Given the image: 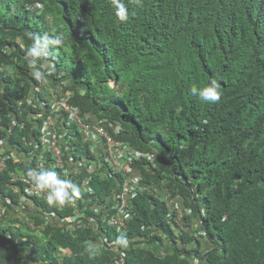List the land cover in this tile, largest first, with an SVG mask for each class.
Masks as SVG:
<instances>
[{
  "label": "trees",
  "instance_id": "16d2710c",
  "mask_svg": "<svg viewBox=\"0 0 264 264\" xmlns=\"http://www.w3.org/2000/svg\"><path fill=\"white\" fill-rule=\"evenodd\" d=\"M125 3L129 20L121 23L111 0H0V67L7 66L0 68V130L8 129L9 113L34 80L25 59L32 36L62 35L49 59L69 80L64 88L83 90L73 104L110 136L117 125L116 141L144 155L133 169L151 193L139 190L128 202L132 216L120 235L103 222L95 231L92 223L69 229L40 223L38 215L33 224H45L39 235L2 226L0 264H110L118 256L102 236L124 264H190L199 242L170 232L168 197L189 208L184 223L196 220L194 231L203 232L208 245L200 264H264V0ZM211 79L220 84L218 102L190 95ZM45 81L50 89L63 87ZM19 120L25 127L15 129L11 144L30 140V125L23 115ZM17 170L7 162L1 193ZM100 172L89 184L97 213L120 182ZM32 199L45 212L56 210ZM86 199L55 212L96 216L83 207ZM155 244L171 248L160 259Z\"/></svg>",
  "mask_w": 264,
  "mask_h": 264
},
{
  "label": "clouds",
  "instance_id": "9594fccd",
  "mask_svg": "<svg viewBox=\"0 0 264 264\" xmlns=\"http://www.w3.org/2000/svg\"><path fill=\"white\" fill-rule=\"evenodd\" d=\"M112 8L114 9V16L117 21L124 23L129 20V8L126 6L125 0H111ZM64 38L62 35H52L45 33L44 35H36L32 36V43L30 46H28L26 50L25 59L28 63V67L30 68L32 75V83L27 88L26 91H23V94L20 98V100L17 101V104L14 106V111L9 113V126L7 130L1 131L0 130V136L2 134L7 133L9 131L7 138V146L5 147V153L4 156H8L7 161L5 162L6 169H7V162L11 161L12 164L19 168L16 172L8 173V180L5 184V188L8 192L3 191V193L0 192V227H13L16 230H19L21 233H25L24 231L27 229L29 232H33L34 235H39V231L41 232L45 228V224H41L40 227L37 225H34L33 223H36L37 221L34 220L36 218L35 216L38 215V220L41 221L40 223H53L57 224V220H63L67 219L71 216H73L75 213H65L62 216H59L55 211L63 212V207L67 205H74L77 201V199L81 196H83V199L88 198L84 201V208L89 206L92 203L91 198H93L91 195H93V191L90 189L89 184L92 180V177L96 174H101V170L104 169V171H108V173H113L114 175L117 174L120 176V182L118 185V189L115 188V193L112 198V202L108 200L106 205L108 207L102 206L103 211L99 209L96 216H100L102 218L100 220L97 219L96 216H85V219L87 220H94L96 217V221L92 223V226L94 227V230H98L99 223H102L106 228L114 230L116 235L122 234L124 231H118L115 227L108 226L104 219V214L109 213V209L114 205L116 202V198L121 192V184L123 183V178L120 174L124 173L126 175H131L134 177H137L139 179L137 190L135 192V196L137 195L138 191L141 192L145 191L146 193H150L148 187L140 184V176L134 171L133 166L138 164V161L143 158V154L135 151L134 149L130 148L125 143L117 142L115 137L119 134L118 133V126L113 125L112 127V136L106 131V128L103 127V125L99 124L100 121L94 120L92 118V122H87V115L86 117L83 116L81 110L78 106L73 104L74 98L82 97L84 95L83 90H72V89H66L68 85V79L64 77L60 69H58V66L56 62L50 61L49 57L52 56L51 48L55 46L56 48H59L63 45ZM7 66H1L0 68H6ZM15 67V66H14ZM16 68V67H15ZM17 69L13 72L12 67L7 69V73L10 74V76H14L15 73H17ZM55 79L58 81H62L61 85L63 87H59L58 90L50 89L46 86L47 81L46 79ZM44 82V83H42ZM21 90V86L19 87ZM220 84L214 80L211 79L209 83L201 88L198 87H191L189 89L190 95L197 97L200 101L204 103H216L221 99V93H220ZM52 101H58L62 103H66L67 106L74 112L76 117L80 119L81 123L85 126H94L99 125L102 126L107 133V135L112 138L116 143H119L120 146H126L129 150L134 151L138 155H140L139 159H133L131 163H127L128 161L119 163L117 167L112 168H121L120 172H114L108 163H105L103 160V155L101 152H98L97 155L101 159V166L94 171L93 173H89L88 166L90 165V161L94 159V152H91L89 149V145L92 143H95L94 141H84L83 137L81 136L80 128L78 124L69 122L68 115L61 113L60 117L58 119V128H55L54 133L51 135L50 141H53L58 144L60 149L62 150V153L64 155L65 160L68 162V164H65L64 167L66 170H68L69 175L66 177V179H63L57 174V172L53 169H47V168H24L22 166H19L17 164L13 163L12 156L13 154H16V152H21L25 149L31 148L32 142L35 141L38 137H36L37 131L32 129L35 125L39 127L41 118H38V115H41L43 111L49 112L50 107L52 105ZM24 116L26 124L30 125V133L29 137L30 140H26L25 138H20V144H11L9 142V137L12 136L15 129L21 130L25 127V124H23L19 119L21 116ZM89 117V116H88ZM15 124V126H12V124ZM1 129V127H0ZM111 129V127H110ZM117 129V132L115 133ZM31 131H34L31 132ZM34 136V138H33ZM24 139V141H22ZM85 161L86 163L83 164V166L86 165V167H81L80 162ZM75 167V172L77 175L75 176L73 174L72 168ZM132 168V169H131ZM5 169V171H6ZM3 171L1 174L5 173ZM102 175V174H101ZM14 176L17 178V180L14 178ZM20 177L27 178V182H29L32 186V189L36 192H39L44 195L46 200V204L49 207H53L56 210L55 211H48L45 212L42 210V208H39L35 203L34 199L35 197H29L25 195L24 188L22 183L19 181ZM109 177V175H108ZM70 179H74L75 183L70 181ZM21 189H20V187ZM0 187H2L0 183ZM119 190V191H117ZM88 194L89 196H87ZM17 195V201L12 202L10 197ZM134 196V197H135ZM133 197V198H134ZM40 198V197H38ZM90 198V200H89ZM25 200L23 203L28 201L30 204L33 205V211L25 210L23 209V203L21 200ZM131 197L128 199L130 202ZM165 201V207L167 210V219H171L167 224L169 225L170 232L177 238L181 234H190L193 239H197L199 242V246H197V249L200 250L197 254L191 252V260L190 264H200L202 260L200 258L204 257L205 253V246L208 245L204 241L205 237L203 236L202 231H194L196 228V220H193V223L188 224L184 223V218L186 216L191 215V211L189 208H186L179 200L178 198L169 199L164 198ZM97 204L94 203L90 205L92 208L96 206ZM61 207V208H57ZM97 207V206H96ZM175 208V209H173ZM75 209V208H74ZM130 209V207H129ZM85 210V209H84ZM84 210L82 211L84 213ZM175 210H180L182 213V217L180 219L181 223V229L179 231H174L175 228V219H176V212ZM131 212V209H130ZM43 213H54L56 215V219L48 220ZM132 214V213H131ZM6 220H10V224L6 222ZM85 223H89L86 221ZM58 225L66 226L69 229L77 228L78 226H82V223L74 224L72 225V228L69 225L58 223ZM194 227V228H193ZM24 230V231H23ZM1 233V232H0ZM102 243H105L106 247L108 249L115 250L116 255L118 256L113 262L110 264H113L119 260V258H122V254L119 250H116L113 242H110L106 237L102 236L101 240ZM195 245V244H194ZM212 247V246H211ZM170 246L168 244H164L162 248H159L158 244H155L154 254L157 255L158 258H163L168 254L170 250ZM191 248L186 247V250L191 251ZM202 249V250H201ZM28 251V250H27ZM67 251V250H65ZM68 252V251H67ZM64 255H69L67 253H63ZM123 259V258H122ZM124 261V259H123ZM124 264V262H123Z\"/></svg>",
  "mask_w": 264,
  "mask_h": 264
},
{
  "label": "built area",
  "instance_id": "2783aa9c",
  "mask_svg": "<svg viewBox=\"0 0 264 264\" xmlns=\"http://www.w3.org/2000/svg\"><path fill=\"white\" fill-rule=\"evenodd\" d=\"M61 113L68 115L69 122L78 124L81 136L83 137L84 141L95 142L89 145L90 151L95 153L94 159L90 161V165L88 166L89 173L96 171L102 164L101 159L97 155L98 152L102 153L104 162L108 163L111 168L113 166L117 167L119 163L125 161H128L127 163H131L133 159L137 160L140 158V155L132 150H129L126 146H120L119 143H116L112 138H110L102 126H85L81 123L80 119L76 117L74 112L67 106L66 103L52 101L50 111H43L41 115L37 116L38 118H41L39 127L35 125L34 128H32L37 131L36 137L38 138L32 142L29 151L27 148L21 152H16V154H13L12 159L14 164L24 168L29 167L53 169L57 172V174H59L61 178L66 179V177L69 175V172L65 169L64 165L68 164V162L65 160L62 150L58 144L50 141L51 135L54 133L55 128H58V124H56V122H58ZM11 124L12 126H15V124ZM116 132L117 129L115 133ZM8 134L9 131L0 136V173L6 169L5 162L7 161L8 156H4V153L6 151L5 147L7 146L6 136H8ZM22 141H24V139H22ZM85 163V161L80 162V166L86 167V165L83 166ZM112 169L115 170L114 172H120L121 168L119 167ZM72 171L76 176L77 173L75 172V167L72 168ZM120 174L123 178V183L120 185L121 192L115 199L116 202L114 205L109 209L110 212L104 214V219L108 226L115 227L118 231H124L126 224L129 222L132 216L128 205V199L135 196L139 179L121 172ZM14 178L17 180L15 176ZM19 181L23 185L25 195L35 198L43 197L45 199L43 194L32 189L31 184L27 182V178L20 177ZM21 201L23 203L25 200L23 199ZM95 207L96 206L93 207V212L97 213ZM22 208L26 211H33V205L28 201L23 203ZM175 212L176 223L173 230L179 231V229H181L180 219L182 217V213L180 210H175ZM74 213L75 214L73 216L67 219L57 220V222L61 224L64 223L72 228V225L74 224L85 223L86 221L89 223H94L96 221V217L92 221L85 219L83 212ZM43 215L48 220L56 219V215L54 213H43ZM63 253H66V251ZM123 262V259L119 258V260L113 264H123Z\"/></svg>",
  "mask_w": 264,
  "mask_h": 264
},
{
  "label": "rangeland",
  "instance_id": "374dc122",
  "mask_svg": "<svg viewBox=\"0 0 264 264\" xmlns=\"http://www.w3.org/2000/svg\"><path fill=\"white\" fill-rule=\"evenodd\" d=\"M66 253L68 254V252L66 251Z\"/></svg>",
  "mask_w": 264,
  "mask_h": 264
}]
</instances>
